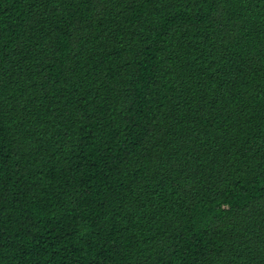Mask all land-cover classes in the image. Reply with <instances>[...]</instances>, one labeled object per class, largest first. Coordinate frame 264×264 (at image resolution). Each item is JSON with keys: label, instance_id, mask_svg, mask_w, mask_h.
Wrapping results in <instances>:
<instances>
[{"label": "trees", "instance_id": "1", "mask_svg": "<svg viewBox=\"0 0 264 264\" xmlns=\"http://www.w3.org/2000/svg\"><path fill=\"white\" fill-rule=\"evenodd\" d=\"M0 264H264V0H0Z\"/></svg>", "mask_w": 264, "mask_h": 264}]
</instances>
